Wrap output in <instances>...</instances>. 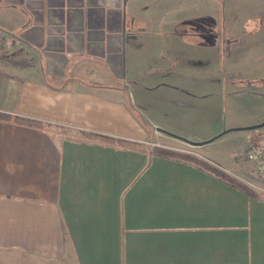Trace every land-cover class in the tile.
<instances>
[{
    "label": "crops",
    "instance_id": "1",
    "mask_svg": "<svg viewBox=\"0 0 264 264\" xmlns=\"http://www.w3.org/2000/svg\"><path fill=\"white\" fill-rule=\"evenodd\" d=\"M263 96L264 0H0V264H264Z\"/></svg>",
    "mask_w": 264,
    "mask_h": 264
},
{
    "label": "rangeland",
    "instance_id": "2",
    "mask_svg": "<svg viewBox=\"0 0 264 264\" xmlns=\"http://www.w3.org/2000/svg\"><path fill=\"white\" fill-rule=\"evenodd\" d=\"M224 66H225V61H224ZM223 66V67H224ZM233 76V72L231 71H226L225 73V78L227 80L231 79ZM223 93L225 92V94H227V99H221V105H220V120L222 122V129L226 128H231L232 125L230 123V116H231V109H230V104H231V100L229 98V93L231 88L230 85L227 82H223L220 85L219 88ZM229 94V95H228ZM257 102H255L257 104V107L260 109H262V111H264V96L263 98H258L256 99ZM234 105L239 108L241 110V112L243 113V115L245 114V118L246 119L249 115V113L251 112V98L249 97L248 94L242 93L241 95L237 96V99L233 101ZM243 119V118H241ZM246 124V123H243ZM232 137V136H231ZM220 143V142H219ZM232 143V138L226 139V140H222V143H220V145L223 147L229 146Z\"/></svg>",
    "mask_w": 264,
    "mask_h": 264
},
{
    "label": "trees",
    "instance_id": "3",
    "mask_svg": "<svg viewBox=\"0 0 264 264\" xmlns=\"http://www.w3.org/2000/svg\"><path fill=\"white\" fill-rule=\"evenodd\" d=\"M0 118L1 119H13L15 121H18V122H25V123H31V124H39V122L37 121H34V120H30V119H26V118H23V117H12L11 115L9 114H5V113H0ZM103 139L105 140H111L109 138H106V137H102ZM215 174L223 177L225 180H227V182H229L231 185H234L236 187H239V188H242L244 189L245 191H250L244 184H242L240 181H238L237 179L227 175L226 173L220 171V170H217V169H214Z\"/></svg>",
    "mask_w": 264,
    "mask_h": 264
},
{
    "label": "built area",
    "instance_id": "4",
    "mask_svg": "<svg viewBox=\"0 0 264 264\" xmlns=\"http://www.w3.org/2000/svg\"><path fill=\"white\" fill-rule=\"evenodd\" d=\"M245 159L255 161L258 171L264 173V144H258L250 148L245 154Z\"/></svg>",
    "mask_w": 264,
    "mask_h": 264
},
{
    "label": "water",
    "instance_id": "5",
    "mask_svg": "<svg viewBox=\"0 0 264 264\" xmlns=\"http://www.w3.org/2000/svg\"><path fill=\"white\" fill-rule=\"evenodd\" d=\"M255 127H264V121H262L261 123L255 125Z\"/></svg>",
    "mask_w": 264,
    "mask_h": 264
}]
</instances>
